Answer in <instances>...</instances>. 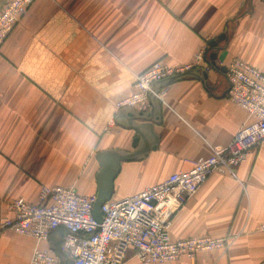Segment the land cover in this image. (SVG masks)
I'll return each mask as SVG.
<instances>
[{"label":"crops","instance_id":"obj_1","mask_svg":"<svg viewBox=\"0 0 264 264\" xmlns=\"http://www.w3.org/2000/svg\"><path fill=\"white\" fill-rule=\"evenodd\" d=\"M9 1L0 0V13ZM205 49L208 56L216 51L220 68L237 58L264 73V0H35L0 49V223L11 216L12 201L35 203L43 185L74 186L95 197L98 153L144 148L135 129L116 122L115 105L134 92L136 76L156 62L192 65ZM208 76L206 86L187 78L161 89L167 95L154 115L156 147L121 163L113 199L190 169L251 121L228 99L226 73ZM172 222L175 240L234 243L225 254L168 264H264V232L257 231L264 223V146L248 155L236 177L212 174ZM65 234L58 228L49 240L62 261ZM36 246L6 232L0 264H30ZM124 264L142 263L129 249Z\"/></svg>","mask_w":264,"mask_h":264},{"label":"built area","instance_id":"obj_2","mask_svg":"<svg viewBox=\"0 0 264 264\" xmlns=\"http://www.w3.org/2000/svg\"><path fill=\"white\" fill-rule=\"evenodd\" d=\"M35 0H10L0 13V49L24 13ZM206 49L195 63L172 67L156 62L136 76L134 92L115 105L116 110L131 108L147 112L149 94L155 82L202 68L211 67ZM228 99L244 110L251 121L240 128L228 146H211L212 155L193 162L188 170L173 173L164 182L131 197L111 199L102 206L103 221L93 217L95 197L82 196L74 186L43 185L38 199L30 203L15 199L9 204L11 216L0 223V240L6 232L30 237L37 242L30 264H63L49 246L51 234L58 228L66 231L62 252L73 264H124L129 249L142 264H168L183 257L195 259L204 252L227 253L234 239L209 236L173 239L172 219L185 202L197 194L214 173L236 177L237 168L248 155L264 146V73L241 59L227 67ZM167 91L156 94L166 103ZM258 232H264L261 223Z\"/></svg>","mask_w":264,"mask_h":264},{"label":"water","instance_id":"obj_3","mask_svg":"<svg viewBox=\"0 0 264 264\" xmlns=\"http://www.w3.org/2000/svg\"><path fill=\"white\" fill-rule=\"evenodd\" d=\"M224 38L225 35H222L217 41L211 42L210 48L217 50L219 41L224 40ZM217 58L218 56L216 51H213L207 59L208 64L213 71L226 73L227 70L225 68L219 67ZM187 78H195L205 86L208 85V73L202 68L194 69L189 72L180 75H174L155 82L152 85V91L149 94L151 111L138 112L131 108H123L119 111L118 117L116 119L117 124L127 129H135L141 139L140 145L144 144V148L141 149L142 146H140V148L134 153H126L117 150H107L98 153L97 159L101 170L97 176L98 189L93 205V217L98 224H101L103 221L102 206L113 198L114 181L119 174L121 163L132 161L140 156L145 155L147 153V148L152 149L156 147L155 141L152 139L154 134L153 128L159 122L154 118V115L159 116L161 112V104L158 101L156 94L159 93L163 87H167L168 85ZM124 119H129L133 121V123L124 125V123H122V120ZM68 264H73V261L70 260Z\"/></svg>","mask_w":264,"mask_h":264},{"label":"trees","instance_id":"obj_4","mask_svg":"<svg viewBox=\"0 0 264 264\" xmlns=\"http://www.w3.org/2000/svg\"><path fill=\"white\" fill-rule=\"evenodd\" d=\"M208 49H209V51H210V47H208ZM209 51H208V52H209ZM208 54H209V53H207V59L209 58ZM62 262H63V264H67V260H63Z\"/></svg>","mask_w":264,"mask_h":264}]
</instances>
